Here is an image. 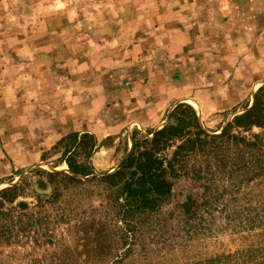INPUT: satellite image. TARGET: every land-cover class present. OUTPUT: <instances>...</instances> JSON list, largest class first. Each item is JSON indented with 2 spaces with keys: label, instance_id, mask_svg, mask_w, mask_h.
Instances as JSON below:
<instances>
[{
  "label": "rangeland",
  "instance_id": "rangeland-1",
  "mask_svg": "<svg viewBox=\"0 0 264 264\" xmlns=\"http://www.w3.org/2000/svg\"><path fill=\"white\" fill-rule=\"evenodd\" d=\"M216 1L229 23L197 25L206 39L217 31L228 59L191 77L184 56L185 84L161 79L145 108L113 86L127 47L151 55L164 32L151 20L187 0H0V264H264V128L234 122L255 95L264 105V0ZM149 30L150 42L132 38ZM161 97L173 100L162 110ZM187 106L202 142L174 163L159 205L126 210L135 166L126 180L105 177L134 143L144 151L166 125L189 123ZM67 156L89 175L72 173Z\"/></svg>",
  "mask_w": 264,
  "mask_h": 264
},
{
  "label": "crops",
  "instance_id": "crops-1",
  "mask_svg": "<svg viewBox=\"0 0 264 264\" xmlns=\"http://www.w3.org/2000/svg\"><path fill=\"white\" fill-rule=\"evenodd\" d=\"M187 1L188 2L185 4L182 3L179 6L180 9L175 7L170 12H164L160 15L159 23L156 20L157 16L151 20L152 22H157L156 24L153 23L152 26V29H155V34L160 33L159 30L161 27L164 30L162 38H158L161 40L157 39L156 41V49H154L152 53L154 56L152 54L149 55V50L145 51L144 48L141 50H135L134 45L137 43L136 41L135 43L131 41L128 45V51L131 53L130 62L126 63L128 64V70L122 78H117L113 86L115 89H121L123 92L125 90V95H123L124 97L127 96L125 98L131 99L133 103L128 101L131 106L134 107L136 102H141L143 103V106L147 108L151 101L156 102L155 88L153 86L155 84L156 86L159 85L158 83H160L161 79L163 82L162 84L160 83L159 86L168 89H172L173 87L174 89H178L180 84H185L188 77H186L187 74L183 73V65L185 61L184 56H188L187 60L192 61V64L189 65V68H192L189 69L191 70L189 72L191 77H197L200 70H207L210 67L214 68L215 65H219L223 59H228L227 56L220 57L223 54V38H220L216 33L217 31L214 33L211 32L214 35H211L210 38L206 39L204 38L205 32L200 30V27L197 25L200 18L202 21L206 22L202 26H208L214 28V30L217 29V26L219 25L229 23L228 21L230 20L225 17H228V15L230 16V14L221 12V9L224 11V9L221 8L223 4L219 1L213 0L212 4L206 5L209 7L207 12L204 9L203 12L201 14L198 13V15L197 13L195 14L189 6L193 4V1L196 4H202V2L204 4L206 0ZM229 1L230 0H227V3ZM152 32L153 30H149V32H147V34H149L148 36L143 33H137L135 36H132V38H140V40L148 39L149 41V39H153V37H151ZM146 46H148V49L149 47L150 49L154 48L148 44H146ZM133 51H139V55L136 57V53ZM131 66L132 69L134 67L137 68L133 69V71H135L133 74H131L132 70L130 71ZM141 70L143 71V75H145L144 77L139 76ZM192 70H196L198 73L194 72L193 75ZM213 75L214 73L209 75V77L212 78ZM109 84H107V88L110 87ZM112 91L113 90H111V92ZM112 98L118 101V99H115L114 97ZM160 101L162 110L164 105L166 106L167 103L169 104V102H172L173 100L170 98L168 100V97H161Z\"/></svg>",
  "mask_w": 264,
  "mask_h": 264
},
{
  "label": "trees",
  "instance_id": "trees-1",
  "mask_svg": "<svg viewBox=\"0 0 264 264\" xmlns=\"http://www.w3.org/2000/svg\"><path fill=\"white\" fill-rule=\"evenodd\" d=\"M187 108L189 110V123L181 124V122H179L181 125L178 126L166 125L164 128L155 132L152 139H147L145 141V143H150L151 147H148L144 151L136 150L137 144L134 143L133 150L124 159L120 168L113 174L105 177V180L110 181L117 178L120 180L125 179L126 172L135 166L130 173L129 179H127L128 181H125L123 187H121V191L123 190L121 196L124 197L126 210L132 208V201L133 205L136 207L148 205L157 206L164 200V197L171 194L172 183L167 177L170 174H173V176L175 175L176 170L174 163H178L180 155H182L186 149H192L198 142H202L200 135L201 133H205L199 125L196 112L189 106H187ZM234 122L238 127L248 128L256 126L264 128V105L260 101L258 94L255 95L252 108L242 115L237 116ZM192 132L197 135L195 138L189 137ZM74 136L77 137V134ZM233 138L236 137L233 136ZM82 139L83 142L86 139L94 141L93 137L89 134H83ZM176 141H180L181 143L176 146L173 159H168L164 153L166 150L173 147ZM94 147L95 145L87 152L88 159ZM76 148L77 147H73L68 153H74L72 150ZM65 161L72 173L84 176L89 175V172L87 173L85 171L87 168L86 165L75 164V160L70 159V156H67ZM87 162L89 161L87 160ZM87 164L89 165V163Z\"/></svg>",
  "mask_w": 264,
  "mask_h": 264
}]
</instances>
